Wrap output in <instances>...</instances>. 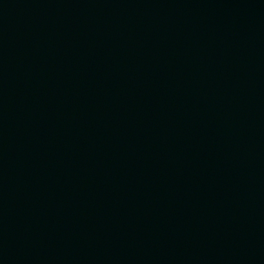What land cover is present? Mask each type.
Returning a JSON list of instances; mask_svg holds the SVG:
<instances>
[{
  "label": "water",
  "instance_id": "obj_1",
  "mask_svg": "<svg viewBox=\"0 0 264 264\" xmlns=\"http://www.w3.org/2000/svg\"><path fill=\"white\" fill-rule=\"evenodd\" d=\"M0 264H264V0H0Z\"/></svg>",
  "mask_w": 264,
  "mask_h": 264
}]
</instances>
